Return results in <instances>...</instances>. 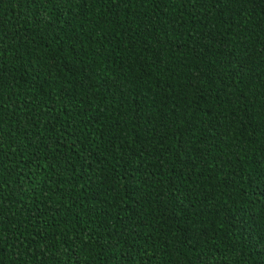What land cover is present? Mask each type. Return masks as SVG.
Returning <instances> with one entry per match:
<instances>
[{
    "label": "trees",
    "instance_id": "16d2710c",
    "mask_svg": "<svg viewBox=\"0 0 264 264\" xmlns=\"http://www.w3.org/2000/svg\"><path fill=\"white\" fill-rule=\"evenodd\" d=\"M0 264H264V0H0Z\"/></svg>",
    "mask_w": 264,
    "mask_h": 264
}]
</instances>
